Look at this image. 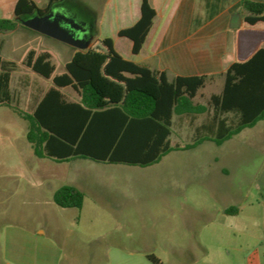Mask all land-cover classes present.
Wrapping results in <instances>:
<instances>
[{
    "label": "rangeland",
    "instance_id": "obj_1",
    "mask_svg": "<svg viewBox=\"0 0 264 264\" xmlns=\"http://www.w3.org/2000/svg\"><path fill=\"white\" fill-rule=\"evenodd\" d=\"M45 8L49 0H34ZM198 7L202 0H194ZM17 0H0V18H15ZM157 10L140 54L132 42L118 37L130 10L138 15L141 0H60L71 14L88 8L101 25L95 37H112L124 57L155 66L150 57L168 24L183 13V0H150ZM197 9L195 13L202 14ZM104 20H103V18ZM25 18V17H23ZM234 28L236 44H264V33ZM3 58L17 63L11 77L16 102L0 106V263L12 264H137L144 253L161 264H207L216 257L241 261L253 248L264 250V118L221 144L206 140L189 149H174L158 162L140 166L74 157L56 161L33 153L26 138L31 113L41 93L52 83L23 64L31 49L49 50L56 73L65 70L74 47L26 27L0 33ZM241 51L234 60L244 61ZM243 54V55H241ZM216 77L196 98L206 102L222 88ZM64 92L79 99L71 88ZM80 100V99H79ZM194 122L174 115L172 145L185 146L197 137ZM63 184L84 193L81 209L61 207L53 200ZM248 196V198H246ZM234 218L222 213L228 204H243ZM239 202V203H237ZM146 257V255H145ZM140 258V260H139ZM134 261H137L134 262Z\"/></svg>",
    "mask_w": 264,
    "mask_h": 264
},
{
    "label": "trees",
    "instance_id": "obj_2",
    "mask_svg": "<svg viewBox=\"0 0 264 264\" xmlns=\"http://www.w3.org/2000/svg\"><path fill=\"white\" fill-rule=\"evenodd\" d=\"M58 1L49 0L40 8L34 0H17L14 15L45 14ZM238 6L247 12L244 20L249 25L264 22V2L239 0ZM156 15L150 0H141L139 19L118 31V36L132 41L133 54L141 51ZM17 27L29 28L16 18H0V33ZM23 64L52 80L31 113L18 112L29 121L26 138L35 155L56 161L85 157L146 166L174 149L193 148L206 140L221 144L264 118V47L226 68L222 90L213 93L207 105L194 99L214 76L176 75L170 80L166 71L122 56L109 36L97 37L87 49H76L60 74L55 73L48 51L31 49ZM16 68L15 61L3 58L0 42V106L14 107L11 77ZM63 87L73 88L80 100H68ZM203 112L208 117L195 127V140L185 146L172 145L174 115L186 114L194 122ZM53 200L61 207L81 209L84 193L63 184ZM146 257L161 264L154 254Z\"/></svg>",
    "mask_w": 264,
    "mask_h": 264
},
{
    "label": "crops",
    "instance_id": "obj_3",
    "mask_svg": "<svg viewBox=\"0 0 264 264\" xmlns=\"http://www.w3.org/2000/svg\"><path fill=\"white\" fill-rule=\"evenodd\" d=\"M202 1L203 4L198 7L197 5L194 4L195 2L194 0H183L182 9H181L183 13L181 14V17L174 18L172 21H170L164 34L160 38L155 51L150 55V57L156 59L155 66L153 67L148 66L152 69L166 71L167 76L170 80L173 79L176 75L207 74L214 76L211 80L208 81L205 87L199 90L197 96L202 93V90H204V88L215 82L216 77L219 76L223 77L222 73L226 70V68L230 64H232L233 62H242V61L234 60L235 58H238V56L240 55L238 54L239 51H241L242 53H244L246 50L250 51V53L246 56L247 57L246 60H247L259 48L264 47V44H260L253 48H250L249 45H243V47L237 46L236 36L234 33V28L236 27H231L230 25H232L233 23V16L236 12L243 14V19L244 16L247 14V12L243 10V8L238 6L239 0H202ZM255 1L264 2V0H255ZM197 9L202 10L203 11L202 14L195 13ZM76 13H78L77 16L80 20H84L87 22V26H88L89 25L88 17L90 16L89 13H91V11L88 8L83 7L82 9L79 10L77 9ZM139 17H140V9L137 16L136 14H134L132 11L130 12L129 10L126 18L128 22L127 24H118L115 30L117 35L120 29L133 25L139 19ZM15 18L17 19V17ZM92 20L94 26L96 25L98 26L99 24L101 25V22L98 23L95 17ZM241 26H246V28H248L245 31L246 33H251L256 35L264 33V22H258L254 25H249L244 20V22L237 27H241ZM118 37L120 38V36ZM96 38L97 37L93 36L91 40V44ZM114 45H115V40H114ZM76 49L77 48L74 47V50L71 52L70 59L73 56ZM43 51L50 52L49 50H42L40 52ZM141 51L138 54H140ZM47 80H51V78ZM223 82H224V77H223ZM52 85L53 83L41 93L32 111L34 110L38 101L43 97L45 92ZM65 88H71V87L61 88V91L65 94L68 100L79 101L80 96L73 88L71 89L78 94L79 99L69 98L68 95L64 92ZM221 90L222 88L220 89V91ZM220 91L213 93H219ZM213 93H211L210 96ZM197 96L194 99L196 103H200L203 105L208 104V100L210 96L208 97L205 103L197 101L196 100ZM204 113L206 114V119H207L208 117L207 112L197 114L196 119L201 114ZM179 116L185 117L186 119L189 120V122L192 121L191 117L186 114ZM206 119L204 121H206ZM171 134H172V127H171ZM246 198H248V196H246ZM247 202L249 201L247 200L246 202H243V204H238V206H236L235 204H228L222 208V213L228 217L234 218L243 211L245 207L244 203L246 204ZM249 204L251 205L252 203L249 202ZM261 205L264 210V201ZM146 254L147 253H144L142 256L146 258L148 263H143V264H155L152 261H150L147 257H145ZM124 262L125 264H134L128 260L127 261L124 260ZM134 262L137 263V261ZM0 264H12V262L6 260L5 262H2ZM137 264H142V263L138 262ZM207 264H264V250L262 253H260L257 251L256 248L252 247V250L249 252L247 257H245L241 261H235L233 258L216 257L208 261Z\"/></svg>",
    "mask_w": 264,
    "mask_h": 264
},
{
    "label": "water",
    "instance_id": "obj_4",
    "mask_svg": "<svg viewBox=\"0 0 264 264\" xmlns=\"http://www.w3.org/2000/svg\"><path fill=\"white\" fill-rule=\"evenodd\" d=\"M77 17V14L53 9L45 14H33L26 18L18 16L17 20L33 30L84 50L91 45L93 35L90 34L87 22ZM243 22V14L236 12L230 26L237 27Z\"/></svg>",
    "mask_w": 264,
    "mask_h": 264
},
{
    "label": "flooded vegetation",
    "instance_id": "obj_5",
    "mask_svg": "<svg viewBox=\"0 0 264 264\" xmlns=\"http://www.w3.org/2000/svg\"><path fill=\"white\" fill-rule=\"evenodd\" d=\"M64 5V4H63ZM63 5H60V4H56V2L53 4V5H51V7L48 9V11L47 12H50L51 10H53V9H59V10H61V11H66V10H64L63 9ZM46 12V13H47ZM71 14V13H70ZM78 18V17H77ZM88 22H89V25L87 26V27H92V23H93V20H92V17L91 16H89L88 17ZM92 29V28H91ZM90 29V31H92Z\"/></svg>",
    "mask_w": 264,
    "mask_h": 264
}]
</instances>
